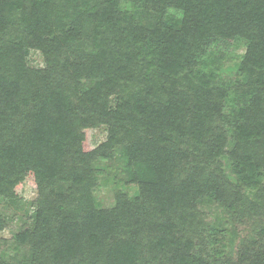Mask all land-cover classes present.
Segmentation results:
<instances>
[{
	"label": "trees",
	"instance_id": "obj_1",
	"mask_svg": "<svg viewBox=\"0 0 264 264\" xmlns=\"http://www.w3.org/2000/svg\"><path fill=\"white\" fill-rule=\"evenodd\" d=\"M25 185L0 264H264V0H0V199Z\"/></svg>",
	"mask_w": 264,
	"mask_h": 264
},
{
	"label": "rangeland",
	"instance_id": "obj_2",
	"mask_svg": "<svg viewBox=\"0 0 264 264\" xmlns=\"http://www.w3.org/2000/svg\"><path fill=\"white\" fill-rule=\"evenodd\" d=\"M242 50L243 49L241 48L237 49V51L235 52L237 56L240 55ZM237 61L238 60L236 58V55H233L232 59L229 60V63H226L223 66L224 76L227 77L234 74V64H236ZM29 62L30 63L28 64L30 66H42L41 58L37 55H30ZM105 138L106 134L103 130H95L92 132L91 141L94 146L104 142ZM101 183L102 185L95 193V198L97 202H99L103 207H110L113 204V192L115 189L125 190L131 195H134L136 193V188L125 186L123 181L116 179L113 173L110 174L107 180L105 179V181H102ZM22 195L23 201L20 208L18 209L8 206L3 202V200L0 199V214H4L8 217L7 228H5L0 234V237L4 240H10L12 238L13 234H15L20 229L22 224L27 221V217L25 216L26 212L30 209V212L32 211L31 204L36 198L35 191L31 187L25 185L22 191ZM203 209L209 214V220L213 222L214 216L217 214L216 208L212 205H206ZM242 235L244 234H240V237H242Z\"/></svg>",
	"mask_w": 264,
	"mask_h": 264
}]
</instances>
